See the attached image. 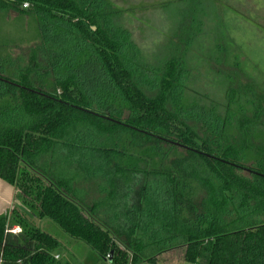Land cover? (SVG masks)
I'll return each mask as SVG.
<instances>
[{
    "label": "trees",
    "instance_id": "trees-1",
    "mask_svg": "<svg viewBox=\"0 0 264 264\" xmlns=\"http://www.w3.org/2000/svg\"><path fill=\"white\" fill-rule=\"evenodd\" d=\"M117 1L0 0L40 33L0 58V180L19 203L1 264H70L36 220L111 264L119 244L130 264L182 246L192 264H264V74L212 0L166 2L151 52Z\"/></svg>",
    "mask_w": 264,
    "mask_h": 264
},
{
    "label": "rangeland",
    "instance_id": "rangeland-1",
    "mask_svg": "<svg viewBox=\"0 0 264 264\" xmlns=\"http://www.w3.org/2000/svg\"><path fill=\"white\" fill-rule=\"evenodd\" d=\"M170 1L175 0H118L116 3V6L127 16V27L134 40L147 52L153 51L156 44L164 40V34L169 26V17L163 12L162 6ZM212 1L216 6V13L226 24L231 38L239 45L247 67L253 73L256 72L260 80H263L261 73L264 74V0ZM21 9H23L22 6ZM167 9L170 10L171 7ZM39 34L38 21L33 14L14 11L0 14V58L23 61L29 48L39 42ZM200 71V78L205 82L203 75L205 68H201ZM84 184L82 182L79 186L83 187ZM10 187L13 209L19 203L14 198V188ZM91 188V184L85 185L88 200L96 196ZM35 223L61 243L59 248L61 254H58V259L63 258L70 264L109 263L99 259L96 253L83 242L68 237L57 226L38 220ZM184 254L185 247H177L158 254L152 262L142 261L139 264H192L184 259ZM130 256V252L119 244L113 260L115 264H130Z\"/></svg>",
    "mask_w": 264,
    "mask_h": 264
},
{
    "label": "crops",
    "instance_id": "crops-1",
    "mask_svg": "<svg viewBox=\"0 0 264 264\" xmlns=\"http://www.w3.org/2000/svg\"><path fill=\"white\" fill-rule=\"evenodd\" d=\"M6 182L0 180V215L12 209V188ZM18 227V226H16Z\"/></svg>",
    "mask_w": 264,
    "mask_h": 264
},
{
    "label": "built area",
    "instance_id": "built-area-1",
    "mask_svg": "<svg viewBox=\"0 0 264 264\" xmlns=\"http://www.w3.org/2000/svg\"><path fill=\"white\" fill-rule=\"evenodd\" d=\"M26 6H27V3L24 4V7H26ZM9 231L12 232V233H18V232L20 231V228L17 227V228L11 229V230H9ZM55 257L57 258V255H56ZM0 261H1V260H0Z\"/></svg>",
    "mask_w": 264,
    "mask_h": 264
},
{
    "label": "water",
    "instance_id": "water-1",
    "mask_svg": "<svg viewBox=\"0 0 264 264\" xmlns=\"http://www.w3.org/2000/svg\"><path fill=\"white\" fill-rule=\"evenodd\" d=\"M110 261H111V258L108 259V262H109L108 264H110Z\"/></svg>",
    "mask_w": 264,
    "mask_h": 264
}]
</instances>
